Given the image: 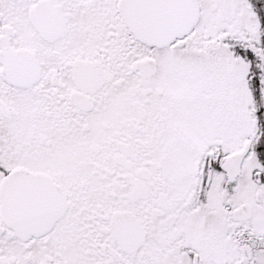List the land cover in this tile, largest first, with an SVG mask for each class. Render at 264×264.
<instances>
[{
	"label": "snow or ice",
	"instance_id": "obj_1",
	"mask_svg": "<svg viewBox=\"0 0 264 264\" xmlns=\"http://www.w3.org/2000/svg\"><path fill=\"white\" fill-rule=\"evenodd\" d=\"M0 264H264V0H0Z\"/></svg>",
	"mask_w": 264,
	"mask_h": 264
}]
</instances>
